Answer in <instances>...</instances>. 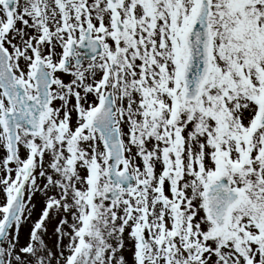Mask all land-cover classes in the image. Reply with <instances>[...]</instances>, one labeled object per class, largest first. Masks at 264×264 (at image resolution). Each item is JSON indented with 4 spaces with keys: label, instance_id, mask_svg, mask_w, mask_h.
<instances>
[{
    "label": "snow or ice",
    "instance_id": "obj_1",
    "mask_svg": "<svg viewBox=\"0 0 264 264\" xmlns=\"http://www.w3.org/2000/svg\"><path fill=\"white\" fill-rule=\"evenodd\" d=\"M0 264H264V0H0Z\"/></svg>",
    "mask_w": 264,
    "mask_h": 264
}]
</instances>
